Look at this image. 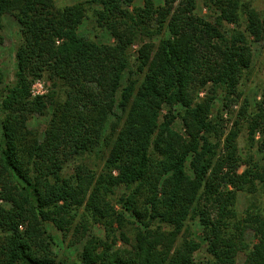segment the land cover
Here are the masks:
<instances>
[{"label":"trees","instance_id":"16d2710c","mask_svg":"<svg viewBox=\"0 0 264 264\" xmlns=\"http://www.w3.org/2000/svg\"><path fill=\"white\" fill-rule=\"evenodd\" d=\"M133 1L0 0V31L8 13L21 37L13 85L0 69V264H69L47 224L65 232L81 206L93 222L112 211V225L127 212L135 235L123 249L113 248L115 237L111 247L87 235L80 264H236L239 251L243 264H264V88L259 100L239 102L264 13L240 0H199L212 22L193 12L196 0ZM87 9L111 43L79 34ZM36 79L47 88L33 96ZM219 96L225 108L239 104L250 140L260 135L259 160L240 155L238 122L221 141ZM36 115L47 117L42 131L29 127ZM176 118L183 134L171 126ZM92 155H103L98 173L85 161ZM117 189L118 211L106 200ZM189 221L201 229L203 263Z\"/></svg>","mask_w":264,"mask_h":264},{"label":"rangeland","instance_id":"374dc122","mask_svg":"<svg viewBox=\"0 0 264 264\" xmlns=\"http://www.w3.org/2000/svg\"><path fill=\"white\" fill-rule=\"evenodd\" d=\"M85 0H53L55 8H62L67 5H72L78 2H83ZM244 3H249L250 8L254 9L259 14L264 13V0H240ZM156 6L162 5L164 0H153ZM177 3V2H176ZM143 4V0H134L131 7H140ZM93 8H99L97 6H93ZM91 9H87V18L80 24L78 27V32L85 38L93 39L99 43H111L112 38L109 31L105 27H100L96 23L94 17L92 16L93 11ZM193 12L201 17H204L207 20L214 22V15L211 14L208 9L203 5L201 1L195 2V7L193 8ZM241 21L244 20L246 14L243 11L239 12ZM3 27L0 31L1 42H0V69L2 70L4 79V85H13L15 82V70H16V58L15 52L18 44L21 41L19 26L17 21L11 14H4L2 17ZM219 28L222 31L229 30L233 28V25H227L222 23ZM227 32V31H226ZM135 49V48H134ZM251 67L249 73L246 75L244 81L242 82L239 90H241V95L239 102L246 97L251 103L255 100L260 99V95L262 89L264 88V40L261 41H251ZM134 54V53H132ZM47 83L43 79H36L31 86V94L41 95L46 92ZM203 93H200L202 96ZM167 111V107H163V112ZM213 114H218L220 123L218 132H223L221 136V141H223L225 134L232 127L234 122H238L240 126V131L237 137V145L238 151L242 158L246 157L247 151H250L251 155L254 157V160H259L262 156L257 149L260 135L256 133L254 140H250L248 138V130L246 128L247 123L246 120L243 119L239 114V104L229 105L228 108L223 106V101H221L220 96L214 102ZM47 121L46 116H34L32 117L28 124L32 129H37L42 131L45 123ZM172 128L183 134L182 123L179 118H176L172 123ZM223 145L221 143V150ZM88 165L93 167L95 164L96 172H100L102 164H103V155L95 156L92 155L90 159L85 160ZM76 165L74 163H68L66 165V172H71L73 166ZM187 170L188 165H187ZM243 167L240 168L242 170ZM122 189L116 190V195L112 197V195H108L106 200L109 202V205L114 207L115 210H120L118 205H115V199L117 195L121 194ZM260 207L264 210V190L262 191V197L259 199ZM247 201L246 195L243 192L237 193V198L235 202V209L238 214L242 215V212L246 208ZM74 212V214H73ZM110 215L107 219H101L100 221L93 222L89 213L84 210V206L79 207L76 211H71L70 214L73 215L70 218V224L66 225L65 232L62 233L58 228H56L53 224H47L48 232L52 234L54 238V243L52 247L56 254L65 260L68 261L69 264H80L79 263V255L82 248V245L86 238L90 235L96 236L98 238H102L104 243L111 244L112 247V237H115L116 244L113 248H131V245L134 243V235H135V225L131 223L132 218L129 217L127 212L124 215V221L121 224L116 222L112 225V211L109 210ZM105 220L109 222L106 224ZM87 226L86 230L82 229V224ZM192 230V236L195 240L201 242V248L194 253L195 261L205 262L208 258L207 253L205 251V242L202 239V232L200 227L195 221H189ZM88 235V236H87ZM246 240L249 242L253 241V235L251 231H247ZM245 260V253L243 251H239L236 256V264H243Z\"/></svg>","mask_w":264,"mask_h":264}]
</instances>
